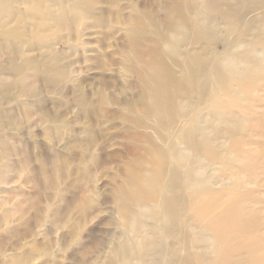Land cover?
<instances>
[{
	"label": "bare ground",
	"instance_id": "obj_1",
	"mask_svg": "<svg viewBox=\"0 0 264 264\" xmlns=\"http://www.w3.org/2000/svg\"><path fill=\"white\" fill-rule=\"evenodd\" d=\"M156 6L161 22L158 10L149 9ZM92 30L101 34L97 50L88 43L77 47L87 54V71L100 72L99 108L90 103L80 74L70 77L48 44L66 34L60 42L69 46L68 40ZM245 36L250 37L242 40ZM109 40L117 61L107 52ZM3 55L7 60L1 63ZM109 64L132 79L135 91L128 98L124 87L118 89L124 98L114 113L106 108L115 88L106 77ZM0 72V99L9 104L32 96L34 81L50 87L68 82L77 96L78 124L93 117L117 123L125 160L109 177L112 211L110 222L103 221L112 231L108 247L95 242L107 249L102 264L262 263L264 220L256 205L264 206V199L256 201L250 186L262 183L264 189V114L254 110L264 106V0H145L140 7L136 0H0ZM237 102L246 113L235 111ZM21 111L30 116L25 104ZM11 115L0 111V184L12 181L2 179L4 171L27 168L26 158L19 166L10 163L15 151L1 131L11 126ZM82 129L89 133L92 126ZM88 158L79 155L73 174L90 180ZM53 178L47 187L57 198L62 191ZM33 183L37 190V184L43 187L39 180ZM94 190L68 206L69 215H77L71 238L97 216ZM13 193L0 188V195ZM40 197L37 191L24 199L27 209L14 211L5 208L10 198L0 197V228H9L17 214L36 212ZM44 239L18 246L20 253L7 257L8 264H30L36 256L48 262L52 242Z\"/></svg>",
	"mask_w": 264,
	"mask_h": 264
},
{
	"label": "rangeland",
	"instance_id": "obj_2",
	"mask_svg": "<svg viewBox=\"0 0 264 264\" xmlns=\"http://www.w3.org/2000/svg\"><path fill=\"white\" fill-rule=\"evenodd\" d=\"M144 1L136 0L139 7ZM152 1L156 2L158 0ZM250 3L248 2V5ZM232 6L233 9H237L235 4ZM101 7L105 6L102 5ZM149 9L152 11L158 10L157 20L161 22L162 13L159 11L158 6ZM125 12L127 13V11ZM217 21L221 24V20ZM163 32L164 29L162 28ZM66 36V34H61L53 43L48 44H52L51 48L54 49V57L61 60V64L68 68L70 77H77L80 74L78 77L85 82L84 91L89 94L90 103L94 104V108H99V101L101 102L102 99L95 92L99 88L100 72L87 71V68H89L88 64L84 63V57L87 54H83V51L79 50L77 46L79 43H88V49L95 48L97 50L99 44L96 41L102 39L100 31L92 30L86 34L80 33L79 38L73 37V39L68 40L69 46H63V43L60 42L61 37L67 38ZM249 37L245 36L242 40H248ZM116 39L121 41V37ZM112 42L113 40L107 41V46L109 47L107 52L112 54L114 60L117 61L118 57L113 55L115 46L112 45ZM217 52H222L220 45L217 48ZM6 60L7 57L3 55L1 63L6 62ZM1 77H4L2 72H0ZM106 77L115 84V88H112L109 92L112 99L106 100V108L111 113H114L117 110L118 101L124 98L123 93L121 94L118 89L121 90L124 87L128 98H132L135 91L132 88V79L122 77L117 66H110L109 64ZM262 94L260 92V96ZM76 100L77 96L74 93L73 84L61 82L50 87L43 80L32 83V96L16 98L10 104L4 99H0V111L3 114L12 113L11 126H7L6 129L1 131L2 136L5 137L15 151V156L10 158V163L19 166L18 164L23 162L25 158L27 161L26 171H21L17 167V169H12L14 172L8 170L7 173L5 171L2 173V179H12L11 182L15 183H1V189L7 190L10 188L14 193L11 196L1 194L0 197L10 198L5 208L14 211L20 208L27 209L28 207L25 206L27 202L24 199L36 197L37 191L41 196L36 205V212L26 210L21 217L18 214L15 215L9 228H0V264H8L9 259L7 257L14 252L20 253L18 246L19 248L22 245L27 247V243L33 237L38 242L45 240L44 237L52 242V257L46 262L44 257L36 256L30 264H102L105 257L104 252L107 249L105 247L101 249L96 246L95 242L101 241L102 245L107 246L105 243L109 241L107 235L112 231V227L110 225L105 226L103 221L108 220L112 211L107 197L111 184L108 182L109 177L116 174L123 165L125 146L123 141L117 138L118 125L113 117L107 122H100L98 117H93L89 121L82 119L80 124H78L75 121V115L78 111ZM22 104H25L28 108L30 116H24L21 111ZM237 104L238 108L235 111L246 113L247 107L244 106V103L237 102ZM254 110L258 115L264 114V106L257 104ZM42 114L44 115V121H39V116ZM2 122L5 124L8 121ZM61 122H65L72 127L61 128ZM86 122L92 126V130L89 133L82 129L87 124ZM72 128H74V131ZM79 155L89 157L88 159L91 158V162H93L90 171L92 178L90 180L76 173L73 174L74 165L78 163ZM108 168L110 170L105 172L104 169ZM67 172H72V175L68 178ZM14 175H17V178H12ZM29 177L33 179V182L37 180L42 182L43 187L37 184L39 189L37 190L35 183L25 182V179ZM51 178L61 186L62 195L57 196V198L52 196L50 189L47 187ZM261 184L258 187L250 186V188L255 189L254 197H256V201L261 198L264 199V189L261 188ZM71 188L72 191H70ZM92 188L95 189L93 207L97 216L92 221H86L85 225L80 228L76 238L75 236L71 238L70 233L72 231L75 232L73 222L77 219V215H69L68 206L76 201L83 192ZM60 197L62 198L60 199ZM50 202L52 203L50 204ZM47 207H49V210L46 212ZM97 209H102L103 212L97 214ZM256 209L261 219L264 220V206L256 205ZM55 215H58V217L56 218ZM262 228L264 229V226ZM263 229L261 231L262 235L259 236L263 240V243L260 244V246L262 245V248H260L263 250H260V255L262 256L261 264H264ZM33 234L34 236L31 237Z\"/></svg>",
	"mask_w": 264,
	"mask_h": 264
}]
</instances>
